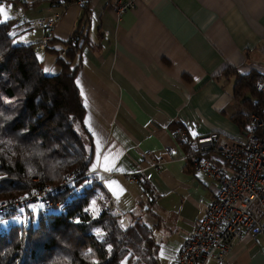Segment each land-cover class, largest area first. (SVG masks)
Listing matches in <instances>:
<instances>
[{
    "label": "crops",
    "instance_id": "0c3cea01",
    "mask_svg": "<svg viewBox=\"0 0 264 264\" xmlns=\"http://www.w3.org/2000/svg\"><path fill=\"white\" fill-rule=\"evenodd\" d=\"M11 1L0 7L15 20L13 43L42 45V72L57 73L43 47L59 49L69 38L80 5ZM126 1L83 0L82 34L90 45L82 43L75 54L74 84L91 146L87 172L111 200L120 227L137 217L152 232L156 264H170L217 188L212 178L185 168L173 130L240 139L230 121L241 106L231 97L234 77L218 72L229 66L264 77V0H132L133 9L116 19V7ZM53 15L59 18L51 29L35 25ZM205 264H264V238L244 234L224 261Z\"/></svg>",
    "mask_w": 264,
    "mask_h": 264
},
{
    "label": "trees",
    "instance_id": "16d2710c",
    "mask_svg": "<svg viewBox=\"0 0 264 264\" xmlns=\"http://www.w3.org/2000/svg\"><path fill=\"white\" fill-rule=\"evenodd\" d=\"M80 9L60 48L43 47L54 56L58 71L53 75L41 70L39 45L13 43L15 20L0 16V201L57 186L78 171L64 190L36 200L40 208H24L33 201L0 214V264H156L151 230L137 217L121 228L118 215L106 206V194L88 176L91 146L74 84L75 54L82 43L90 45L82 34L88 22L83 2ZM218 75L234 77L232 99L261 115L264 97L256 86L263 76L241 75L229 66ZM230 121L243 129L242 116L232 115ZM184 166L190 170L185 158ZM47 199L62 206L44 209ZM20 208L26 219L14 223L11 218Z\"/></svg>",
    "mask_w": 264,
    "mask_h": 264
},
{
    "label": "built area",
    "instance_id": "2783aa9c",
    "mask_svg": "<svg viewBox=\"0 0 264 264\" xmlns=\"http://www.w3.org/2000/svg\"><path fill=\"white\" fill-rule=\"evenodd\" d=\"M72 1L78 5L83 2ZM133 7L132 0L119 3L114 11L116 19ZM58 18V15L40 18L35 25L51 29ZM37 48L42 49V45ZM256 91L264 97V79L256 86ZM237 112L244 119L239 140L213 131L190 136L182 128L173 130V137L186 149L183 158L188 160L191 172L212 178L217 188L170 264H205L209 259L224 261L233 241L244 234L264 238V111L258 115L239 106ZM161 163L159 159L156 168ZM77 172L67 175L57 186L3 199L0 214L64 190ZM68 199L69 196L63 203ZM51 206L59 209L62 204L48 199L42 201L44 209ZM106 206L113 210L110 199L106 200ZM7 222L4 219V223Z\"/></svg>",
    "mask_w": 264,
    "mask_h": 264
},
{
    "label": "rangeland",
    "instance_id": "374dc122",
    "mask_svg": "<svg viewBox=\"0 0 264 264\" xmlns=\"http://www.w3.org/2000/svg\"><path fill=\"white\" fill-rule=\"evenodd\" d=\"M230 85V84H229ZM210 178V177H209ZM91 208L92 207H94V202L92 201L91 202V206H90ZM25 209H31V210H36V209H38V208H40V203L39 202H34V203H31V204H28V205H26L25 207H24ZM24 208H20L18 211H17V213L15 214V216H13L12 218H11V221L12 222H14V223H19V222H22V221H24L26 218H25V216H24V214H23V209ZM123 264H125L124 262H123Z\"/></svg>",
    "mask_w": 264,
    "mask_h": 264
},
{
    "label": "snow or ice",
    "instance_id": "6c2138e0",
    "mask_svg": "<svg viewBox=\"0 0 264 264\" xmlns=\"http://www.w3.org/2000/svg\"><path fill=\"white\" fill-rule=\"evenodd\" d=\"M0 16H3V20L6 21L9 17L7 16V13L5 12V9L3 7H0ZM3 22V21H0ZM45 71H48V69H45ZM83 95V93H81ZM193 136L196 135L195 132L192 133ZM107 159V158H106Z\"/></svg>",
    "mask_w": 264,
    "mask_h": 264
}]
</instances>
